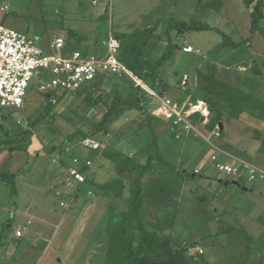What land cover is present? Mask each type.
<instances>
[{"label": "rangeland", "instance_id": "374dc122", "mask_svg": "<svg viewBox=\"0 0 264 264\" xmlns=\"http://www.w3.org/2000/svg\"><path fill=\"white\" fill-rule=\"evenodd\" d=\"M254 2L252 0L247 6L242 0H0V21L14 20V30L33 40L45 53H51L50 44L59 35L66 40L62 51L65 52L69 48L85 50L93 40L95 46L106 31L125 41V35L150 28L156 38L149 42L144 55L148 60L156 61L167 44L162 19L207 24L237 44L250 36L249 14ZM104 6L106 11L102 13ZM221 33L214 30L170 31L169 40L176 49L157 69L154 88L125 67L129 73L108 79L91 93L90 101L87 95L70 93L63 94L58 101L55 95L39 93V81L34 78L21 110L0 111V125L12 133L10 137H22L26 133V139L20 145L26 153L29 150L30 155L24 153L15 161L22 170L20 175L24 174L22 179L28 173L38 182H55V188L63 191L59 197L54 194L55 188L47 189L35 200L38 208L50 213L42 234L45 252L39 264H104L106 231L117 221L119 212L127 209L130 184L139 176L146 156L154 153L148 148L152 139L145 117L149 118L157 136L162 157L173 165L177 163L176 168L183 171V180H180L154 162L152 170L138 178L142 197L140 218L145 228L167 239L171 248L181 251L191 264L260 262L259 254L247 255L243 249V256H231L229 245L245 242L242 234L237 232L245 218L231 205L252 207L254 214H264V197L261 196L264 179L248 183L239 177L243 186L252 189L251 194L240 193L229 185L220 195L223 188L217 183L219 177L231 181L233 176L224 177L210 160H206L211 145L193 133L179 138L172 136L169 125L150 114L154 100L145 90L151 88L160 96L166 94L174 100H184L189 94L203 96L210 90L216 112L224 122L223 137L210 141L216 145L225 142L224 146L237 157L264 170V155L260 157L255 152L257 142L261 145L264 139V130L249 127L248 135L240 124L244 121L238 123L230 116L243 112L253 116L258 123L264 119V10L257 32L249 42L235 48L221 47ZM184 46H192L196 52L184 54ZM254 65L258 74L252 70ZM183 75H187L184 89L180 83ZM115 96L123 99L139 96L143 110L148 112L143 115L117 106L116 114L106 116L103 130L93 134L105 142L106 148L100 154L90 155L97 158L91 169L92 193H79L72 204L69 193L74 191V184L72 187L65 184L69 160L72 155H82L78 142L82 133L91 132L88 121L97 123L106 113V108L96 100L102 99L109 104ZM50 106L52 108L47 111ZM39 114H44V118L31 127ZM194 125L199 129L198 124ZM201 134L209 138L208 133L201 131ZM111 152H120L133 160L129 171L121 177L122 195L118 199L98 188L118 178L114 164L107 158ZM220 161L225 162L222 158ZM247 176L246 172L245 178ZM16 185L17 188L22 186L18 181ZM60 201L66 205L71 203V207L68 210L59 207ZM18 202V198L11 197L6 186L0 183V231L8 241L13 238L17 226L34 230L38 223L35 215L30 216L31 213H24L20 208L15 210L14 203ZM27 221L31 224L27 225ZM255 227L253 225L252 229ZM255 234L259 235V232ZM26 242V238L21 241L18 253L27 250ZM197 249H202L203 254L199 255ZM27 260L26 264H33L35 256H28ZM0 264L7 262L0 260Z\"/></svg>", "mask_w": 264, "mask_h": 264}, {"label": "built area", "instance_id": "2783aa9c", "mask_svg": "<svg viewBox=\"0 0 264 264\" xmlns=\"http://www.w3.org/2000/svg\"><path fill=\"white\" fill-rule=\"evenodd\" d=\"M65 47L63 37H56L50 44L51 53H45L38 48L34 41L14 29L0 23V109L21 110L24 98L31 81H39L37 91L41 94L55 95L75 94L78 91L92 93L100 86V82L109 77H119L129 73L118 60L119 41L109 32L103 42L104 52L101 55H84L77 51L62 52ZM182 52L192 54L196 51L192 46L182 47ZM187 75L180 81L184 89ZM155 101L150 114L166 122L171 135L179 138L190 133L208 139L201 131L216 138L220 137V128L216 124L208 131L210 110L207 102L201 98L192 100L187 96L183 101L160 96L151 88L145 89ZM198 124L199 129L194 125ZM79 147L89 153L100 154L106 144L96 136L81 139ZM210 144V143H209ZM96 157H71V167L67 170L68 179L79 188L85 184ZM214 167L226 175H241L247 172V180L264 178V171L243 162L224 165L211 157ZM90 194V192H88ZM72 202V200H71ZM65 208L69 205L60 204ZM15 236H21V230L15 231ZM201 254V249H197Z\"/></svg>", "mask_w": 264, "mask_h": 264}, {"label": "trees", "instance_id": "16d2710c", "mask_svg": "<svg viewBox=\"0 0 264 264\" xmlns=\"http://www.w3.org/2000/svg\"><path fill=\"white\" fill-rule=\"evenodd\" d=\"M245 5H249L252 0H242ZM254 5L249 14V37L243 40L242 43H234L226 35L221 33L219 30L210 27L207 24H202L198 22H184L176 21L174 19H162L163 34L167 37V44L164 52L156 61L148 60L144 55V50L146 49L149 42L156 38L152 29H144L136 31L135 33L128 34L124 36L125 41L113 34L114 37L119 41V53L118 60L130 70L139 80L148 81L150 87H155V81L157 79V69L162 67L166 61H168L176 45L170 42L169 32L176 31L177 33H183L187 31H208L214 30L222 34L223 42L221 47L235 48L239 45L249 42L254 38L257 32L258 22L263 18L264 10V0H254ZM107 33L104 34L102 39H106ZM101 41V40H100ZM219 49V47L217 48ZM255 66V65H254ZM253 66V72L259 73L257 67ZM113 78L109 77L104 79ZM99 89V88H98ZM76 95H87V100L90 101L92 94L87 91H78ZM192 100L201 98L205 100L209 106L210 119L208 130L212 129L216 124L219 126L222 124L219 115L216 112L215 103L212 99V93L207 90L203 96H194L189 94ZM63 97V94L58 97V101ZM262 97L264 98V87L262 89ZM95 101V100H94ZM100 102L105 108L106 113L103 119L97 123L93 121H88V126L91 127V132H86L81 134V139L88 136H95L97 133L104 128L105 118L108 115H114L117 112V106H122L127 109H133L143 115L147 114L148 111H144L141 106L140 97L130 96L127 98H121L120 96H115L112 101L107 104L102 99L96 100ZM51 106L47 109L50 110ZM1 111V109H0ZM231 118H236V113L230 115ZM44 118V114H39L38 117L31 123V127H34ZM146 125L148 127L149 134L151 135V143L148 146L149 149H153V156L147 155L146 161L142 165L139 176L132 181L129 187V196L127 198V209L119 212V218L117 221L110 226L107 231V244H106V254H105V264H191L185 258L181 251H176L171 248L167 239L160 237L158 234L147 230L140 218V209L142 207V197L141 188L137 184L138 178L143 176L146 172L152 170V163H156L158 167L165 168L167 171L174 175L175 177L183 180L182 170H179L171 162L164 159L157 145V136L155 135L150 120L145 117ZM264 121V119H263ZM0 133L3 136L0 139V146H6L9 155L13 152H26L23 147H21V142L26 139V133L22 137H10L8 131H6L0 125ZM223 132L220 130V135ZM79 140V141H80ZM261 146L264 147V139L261 140ZM93 155V153H90ZM89 155V157H90ZM92 157V156H91ZM107 158L114 164L115 173L118 178L110 184L102 185L98 187L100 190L104 191L107 195L111 194L112 198H120L122 195V175L128 172L133 160L127 155H123L120 152H111L107 155ZM16 180L17 173H7L0 170V183H3L7 189L9 195L12 197L16 195ZM82 188H93L91 184V179L88 177ZM78 187L79 189H82ZM1 239V237H0Z\"/></svg>", "mask_w": 264, "mask_h": 264}, {"label": "crops", "instance_id": "0c3cea01", "mask_svg": "<svg viewBox=\"0 0 264 264\" xmlns=\"http://www.w3.org/2000/svg\"><path fill=\"white\" fill-rule=\"evenodd\" d=\"M105 6L101 9L102 10V13H105L106 11V8ZM1 24H8L9 28L11 29H14L13 26L16 25L15 21L10 19V20H5V19H2L0 21ZM110 31H106V33L108 34ZM112 33V32H111ZM113 34V33H112ZM56 37H63L62 35H59V36H56ZM55 37V38H56ZM107 37V35H106ZM64 38V37H63ZM65 40V39H64ZM105 41V39H101V41H98L96 43V45L94 46V40L92 41V46L89 45V47L85 50H72V49H68V51H77V52H80L84 55H101L103 52H104V47H103V42ZM65 43H66V40H65ZM194 49V48H193ZM185 54V53H184ZM193 54V53H192ZM106 81L105 80H102L100 82V87H102L104 85ZM253 93V92H252ZM253 95H257V94H253ZM163 96H166L168 97L166 94L163 95ZM187 96H190V95H187ZM186 96V97H187ZM169 98V97H168ZM186 99V98H185ZM174 100V99H173ZM177 101H183V100H177ZM155 104V101L153 102ZM154 107V105H153ZM152 107V108H153ZM151 108V109H152ZM232 120L240 123V121H244L243 123H240L241 126L243 127V130L248 133L249 135V132H247V128L251 127V129H255V130H264V121H260V123H258L259 121L257 119H255L253 116L251 115H246L244 114L243 112L242 113H237L236 114V118H231ZM224 122L221 124V129L222 132H224ZM220 128V126H219ZM211 130V129H210ZM208 130V131H210ZM9 132V131H8ZM207 133V132H206ZM9 134H12L9 132ZM209 134V133H208ZM224 134H222V136L220 135L219 138H216L214 136H211L209 135V138L208 141H209V146L210 149L207 151V161L210 160V163L213 164L212 160H211V157L212 156H215L216 158V161L221 163V164H224V165H233L235 162V164L237 165L238 163L237 162H243V163H246L250 166H253L257 169H260L262 171H264L263 169L257 167V165H253L251 164V162H248V161H245L244 159H241L239 157H237L235 154H233L231 151H230V148L227 147L226 148V145L224 146L225 142H220L221 145H216L215 143H213V141L210 139L214 138L215 140H218V139H221L223 137ZM3 136L1 135L0 133V139L2 138ZM251 138V136H250ZM252 139V138H251ZM254 140V139H252ZM256 141V140H255ZM257 148L255 149V152L256 153H259L261 156L260 157H263L264 155V150H262V146L260 145L259 142H257ZM261 146V147H260ZM7 147L6 146H0V170L3 171V172H7V173H17V180H16V183L15 185L17 184V181L18 182H21L22 186L21 188H17L16 187V198H18L19 202L18 203H14V208L15 210H18V208L22 209L24 213H31L30 216L32 215H35L38 219V223L36 224V227L34 230H27L26 228L24 227H21L19 228L18 226L16 227V230H21V236L20 237H16L15 236V232H14V236L13 238H11L9 241L6 240V238H3V232L0 231V256H1V261L2 262H7V264L11 263V264H26L28 262L27 258L28 256H35V262L33 264H39L41 263V260H42V256L45 252V246L42 247V243H44V237H43V232L46 230V226H47V215H50V213L47 211V210H44V209H40L38 208L37 206V203L35 205V200H36V197L38 198V195L39 193L42 191H48V190H51L53 188H55V185L56 183H49V184H44V182H38V180H34L33 178L30 177V175L27 173L26 176L22 179V176L24 174H21L20 175V172H22V170H20V167L17 166L15 163V161L20 157V156H24V152H13L11 155H9L8 151H7ZM208 149V148H207ZM26 153V152H25ZM28 153V156L30 155V151L28 150L27 151ZM26 153V154H27ZM81 154L80 158L82 157H87L90 155L89 152H87L86 150H82L81 149ZM74 156V155H72ZM71 156V157H72ZM259 157V155H258ZM220 158L224 159L225 162H221L220 161ZM69 165L67 167V170L69 167H71V158L69 160ZM177 164V163H176ZM176 164H174V166H177ZM94 166V165H93ZM181 166V165H180ZM214 166V164H213ZM215 168V167H214ZM92 169V168H91ZM216 169V168H215ZM67 170H66V174H67ZM217 170V169H216ZM218 171V170H217ZM219 172V171H218ZM219 173H222V175L224 176H232V175H226L224 174L223 172H219ZM245 173L246 172H243L241 175H234L233 176V180L231 181H227L226 179H224L223 177H219L217 183L218 184H221L222 188L221 189V193L220 195H223L224 194V190H228V186L229 185H232L235 189H237L238 191H240V193H249L251 194L253 191L252 189H249L248 186H243L238 178L241 177V178H244V180L248 183H251L259 178H256L255 180L253 181H248L247 178H245ZM68 176V175H67ZM224 176V177H225ZM89 178H92V172L90 170L89 172ZM264 179V178H262ZM260 179V180H262ZM233 181H236L239 183V187L234 185L233 184ZM67 186H70L72 187V185L74 184V191L73 192H67L69 193L70 197H71V200H72V204L75 202V200H77V196L80 194H87V195H91V188H82V189H79L78 190V186L74 183V182H71L69 181L68 177L66 179V183ZM17 186V185H16ZM61 187V186H60ZM242 187H245L247 190H242ZM7 188V187H6ZM48 189V190H47ZM55 192L54 194L56 196H61L62 195V192L60 188H55L54 189ZM88 192H90V194H88ZM30 195L29 198L27 197V195ZM264 197V194L261 195ZM13 197V196H12ZM27 198L25 200V198ZM220 197V196H219ZM226 197V196H225ZM223 198V200H227L226 198ZM21 198V199H20ZM35 198V199H34ZM222 198H220L221 200ZM263 202H264V198H263ZM61 203H64L66 205L65 202L63 201H60L59 202V207H62L66 210H68L70 207H71V203L69 205L68 208H65L64 206H61L60 204ZM233 208H236L237 209V213H239L240 215H242L245 219H244V222H241L240 224L242 225V227L238 228L237 232L241 233L242 236L245 238V242L242 243L241 241H237V242H234V243H230L229 247H230V255L231 256H234V257H237V256H243L244 253L242 251L245 250V254L247 252V255L250 254V253H253V252H256L257 254H259V263L258 264H264V214L263 213H259V214H254L252 211V207L251 208H244V207H240V206H237V205H231ZM27 225H30L31 223L29 221L26 222ZM255 225L256 229H252V226ZM3 230V228H1ZM15 230V231H16ZM232 230V229H230ZM259 232V235L255 234ZM27 239V242H26V249L27 250H21L19 253L17 252L18 251V246L20 245L21 241L23 239ZM202 253L199 254V255H202L203 254V250L201 249ZM37 252H40L39 254ZM36 253L38 255H36ZM104 264H105V261H104Z\"/></svg>", "mask_w": 264, "mask_h": 264}, {"label": "water", "instance_id": "95a60500", "mask_svg": "<svg viewBox=\"0 0 264 264\" xmlns=\"http://www.w3.org/2000/svg\"><path fill=\"white\" fill-rule=\"evenodd\" d=\"M220 129H221V125H220ZM233 184L236 185V186H240L238 182L236 181H233ZM242 190H247L245 187H242Z\"/></svg>", "mask_w": 264, "mask_h": 264}]
</instances>
